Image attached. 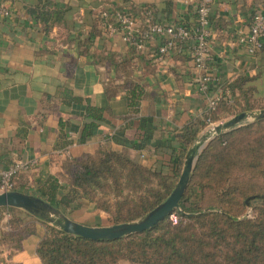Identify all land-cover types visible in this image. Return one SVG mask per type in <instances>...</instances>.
<instances>
[{"label": "crops", "instance_id": "crops-1", "mask_svg": "<svg viewBox=\"0 0 264 264\" xmlns=\"http://www.w3.org/2000/svg\"><path fill=\"white\" fill-rule=\"evenodd\" d=\"M54 1L67 10L63 22L46 32L29 13L39 0H0L11 9L9 17L0 18V169L17 161H36L34 168L15 181L19 191L38 195L48 177L62 169L64 159L80 158L108 146L143 165L174 173L172 152L180 146L177 134L208 106L196 79L199 70L192 61L177 67L166 55L159 60L163 66L146 76L142 73L145 64L134 58L133 76L142 78L143 93L133 101L130 90L119 85L124 76L107 66L105 59L109 52L136 57L122 34L106 29L89 45L80 40L89 37L95 12L101 9L127 11L143 24L149 8L157 22L172 25L183 21L191 26L196 18L189 10L192 6L196 13L199 0ZM165 1L173 2L171 12ZM251 2L212 0L211 19L220 15L228 23L226 27L213 26L210 37L209 71L218 82L264 71V47L251 55L238 42L251 23L252 11L245 7ZM256 3L257 10L264 13V0ZM161 44L156 41L145 50ZM110 81L118 85L113 97L106 90ZM209 91L220 92L219 85L211 83ZM78 204L65 213L71 219L92 226L110 224V214L95 203L80 199ZM25 211L17 213L26 221L36 218V232L16 249L13 242L2 240L11 230L12 214L0 209V264H44L37 247L49 222Z\"/></svg>", "mask_w": 264, "mask_h": 264}, {"label": "trees", "instance_id": "trees-1", "mask_svg": "<svg viewBox=\"0 0 264 264\" xmlns=\"http://www.w3.org/2000/svg\"><path fill=\"white\" fill-rule=\"evenodd\" d=\"M256 1L260 0L245 4L252 16L258 12ZM173 5L172 1L164 2L169 12ZM66 10V6L54 0H39L29 8V13L50 32L63 22ZM194 10L191 6L189 12L197 18V9L196 13ZM104 11L95 12L89 37L80 40L83 44L89 45L93 37H101L107 29ZM181 23L187 27L197 24L196 20L191 26ZM141 25L145 28V21ZM227 25L220 15L211 19V29ZM180 46L181 50L173 49L167 54L177 67L184 66L186 61L193 62L190 52V56L186 52L187 44ZM131 49L136 57L109 52L105 59L107 66L122 73L119 85L130 90L134 101L143 90L142 78L133 76V59L145 64L142 73L146 76L163 65L157 57L159 46L143 51L133 46ZM216 84L222 93L216 109L193 117L177 134L180 146L172 152L174 173L153 169L121 151L100 146L94 153L64 159L62 169L50 175L37 194L64 213L78 208V201L86 199L110 214L113 224L146 215L173 192L188 153L204 130L238 113L264 108V71ZM117 86L108 83L110 97L117 94ZM227 90L232 101L225 94ZM0 209L12 214L11 230L3 234L2 240L11 241L20 249L22 241L36 232L37 219L26 221L17 213L24 211L19 208ZM251 210L253 215L249 216ZM45 224L46 233L37 247L44 264H264V120L212 139L198 159L180 209L150 229L114 240H92Z\"/></svg>", "mask_w": 264, "mask_h": 264}, {"label": "built area", "instance_id": "built-area-1", "mask_svg": "<svg viewBox=\"0 0 264 264\" xmlns=\"http://www.w3.org/2000/svg\"><path fill=\"white\" fill-rule=\"evenodd\" d=\"M131 1V0H126ZM187 2L188 0H176ZM211 3L212 0H201L197 7V18L195 27H187L184 24H164L154 19L151 9L144 12L146 27L143 28L138 19L131 13L124 10H105L102 16L105 17L104 26L111 32L119 31L124 41L143 51L147 43H154L163 40L159 46L158 60L164 57L173 49H180V43L187 44V50L193 57V62L199 70L197 81L200 91L207 96V109H216L222 99V93L210 94L211 83L218 82L209 71V63L212 59L210 54L211 29ZM11 9L3 2H0V18L9 17ZM111 20V21H108ZM238 42L245 47L247 52L254 55L264 47V13L256 12L251 19L247 32L239 35ZM229 101L233 98L229 90L225 92ZM212 125V124H211ZM36 161H17L8 168L0 169V192L14 190L16 178L23 172L29 171L36 166Z\"/></svg>", "mask_w": 264, "mask_h": 264}, {"label": "water", "instance_id": "water-1", "mask_svg": "<svg viewBox=\"0 0 264 264\" xmlns=\"http://www.w3.org/2000/svg\"><path fill=\"white\" fill-rule=\"evenodd\" d=\"M258 120H264V109L258 112H241L226 121L214 125L209 131L210 137L208 141L202 145L198 142L190 149L179 181L169 197L137 220L100 226L83 224L71 219L61 209L39 195L19 190L0 192V208L14 207L24 209L65 232L92 240H114L143 232L154 227L173 211L180 209L182 197L191 182L198 159L210 140L214 139L220 133L231 131L248 124V122ZM203 139H206V135L203 136Z\"/></svg>", "mask_w": 264, "mask_h": 264}, {"label": "rangeland", "instance_id": "rangeland-1", "mask_svg": "<svg viewBox=\"0 0 264 264\" xmlns=\"http://www.w3.org/2000/svg\"><path fill=\"white\" fill-rule=\"evenodd\" d=\"M262 109H264V108H262ZM259 110H261V109H254V110H252V111H254V112H258ZM248 112H251V111H248ZM230 118V117H229ZM229 118H227V119H224V120H222V121H219L218 123H221V122H223V121H226V120H228ZM218 123H214V124H212V125H210L206 130H205V132L202 134V135H206V139L204 140L203 138H200L199 139V143H200V145H202V144H204L206 141H208V139H209V137H210V134H209V131L211 130V128L214 126V125H217ZM249 123H253V122H248V124ZM247 125V124H246ZM239 128V127H238ZM211 141V140H210ZM209 141V142H210ZM209 142H208V144H209ZM207 144V145H208ZM249 216H252L253 215V210H251L250 212H249V214H248ZM143 217V216H142ZM141 218V217H140ZM139 219V218H138ZM137 220V219H136ZM134 221V220H133ZM111 224H113L112 223V221H110V224L109 225H111Z\"/></svg>", "mask_w": 264, "mask_h": 264}]
</instances>
